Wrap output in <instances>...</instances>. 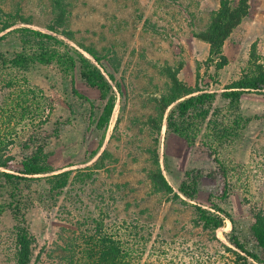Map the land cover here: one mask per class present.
Returning a JSON list of instances; mask_svg holds the SVG:
<instances>
[{
	"label": "rangeland",
	"instance_id": "374dc122",
	"mask_svg": "<svg viewBox=\"0 0 264 264\" xmlns=\"http://www.w3.org/2000/svg\"><path fill=\"white\" fill-rule=\"evenodd\" d=\"M2 6L10 12L20 9L33 20L29 28L47 32L44 26L52 19L51 0H5ZM251 6L249 16L225 44L229 64L219 73L220 88L241 77L250 66L253 52L254 60L264 64V0H252ZM218 7L217 0H73L67 25L75 33L76 42L95 47L105 58V68L122 85L105 133L97 131L93 124L102 105L100 95L87 87L78 73L65 75L56 65L36 64L27 72L0 66V132L14 134L13 137L17 132L11 150L17 161L21 144L47 117V127L60 131L59 138H54L49 146L55 174L92 167L104 150L109 152L102 169L95 170L85 184L69 186L57 202L44 195L43 181L32 183L27 197L20 199L28 205L25 218L36 238L37 255L42 248L49 252L55 247L61 230L68 229L71 222L84 221L89 216L102 218L108 225H139L142 233L151 235V243L159 252L170 253L169 258L176 261L181 254L189 255L193 245L199 248L206 243L202 229L193 228V209L169 201L166 195L155 194L148 172L156 168V138L161 170L176 192L186 171H210L215 164L201 154L198 144L190 147L179 136L167 134L165 125L156 134L146 122L149 116L156 115L152 99L166 89L167 79L160 74L162 66L184 61L182 81L190 86L212 85L210 76L214 69L206 73L204 66L209 46L197 39L195 32L206 27ZM0 50L9 58L19 53V35H9ZM241 102L243 115L251 121L240 138L220 149L218 158L228 170L232 189L222 207L234 218L242 238L249 242L252 212L264 211V93H246ZM38 103V117L28 114L21 120L20 107ZM93 150L100 152L83 164ZM220 189L219 181L205 178L196 202L181 198L209 208V199L218 197ZM11 201L8 189L0 188V264H15ZM231 230L232 224L227 220L216 235L226 242L224 234ZM215 244L211 245L212 252L218 248ZM38 264H48L45 255Z\"/></svg>",
	"mask_w": 264,
	"mask_h": 264
},
{
	"label": "trees",
	"instance_id": "16d2710c",
	"mask_svg": "<svg viewBox=\"0 0 264 264\" xmlns=\"http://www.w3.org/2000/svg\"><path fill=\"white\" fill-rule=\"evenodd\" d=\"M4 1L0 0V34L10 31L0 36V44L9 35L18 34L21 51L9 58L0 50V66L27 72L36 64L56 65L65 75L78 73L85 85L100 95L102 105L95 113L93 124L97 131L105 133L116 108L117 91L122 94V85L105 68V58L95 47L76 42L75 33L67 25L73 0H51L52 19L44 26L47 32L29 28L33 25L32 18L25 16L20 9L7 11L2 6ZM217 1L219 7L211 13L206 27L195 32V37L209 46V57L204 66L206 73L214 69V75L210 76L212 85L190 86L182 81L180 72L185 66L184 61L162 66L160 74L167 79L166 89L152 99L156 115L149 116L146 122L156 134H160L165 125L167 134L179 136L190 147L198 144L201 154L215 164V169L210 171H186L183 180L176 185V192L161 170L160 145L156 138L153 159L156 168L148 172L155 194L166 195L169 201L193 209V228L202 229L207 236L206 243L199 248L193 245L191 253L187 252L189 255L179 252L182 256L176 261L169 258L170 253L159 252L151 243V235L142 233L139 225L126 228L108 225L102 218L89 216L84 221L71 222L68 229L61 230L55 247L49 252L42 248L37 255L36 238L25 218L24 209L28 205L22 204L20 199L27 197L26 192L30 191L32 183L43 181L44 195L57 202L69 186L77 182L85 184L91 179L95 170L105 166L109 156L104 150L92 167L55 174L56 169L50 163L52 153L49 146L54 138H59L60 131L47 127V117L21 144L19 161L11 152L18 138L17 132L14 137V134L0 132V188H7L12 199L9 210L15 223V264H38L44 255L48 264H264V211L252 212L250 241H245L234 218L222 207L228 202L232 189L228 170L218 158L220 149L240 138L251 121L243 115L241 101L246 93H264V64L254 60L253 52L250 66L241 77L220 88L219 73L229 64L225 44L249 16L252 0ZM20 24L24 26L11 30ZM8 85L13 87L11 82ZM39 105L21 106V120L28 114L31 118L38 117ZM200 133H203L202 138ZM99 152L93 150L83 164L91 162ZM205 178L219 181L221 185L219 196L209 199V208L190 204L181 198L196 202ZM227 220L231 222L232 230L224 234L226 242H223L216 232L225 227ZM214 243L218 248L212 252Z\"/></svg>",
	"mask_w": 264,
	"mask_h": 264
}]
</instances>
